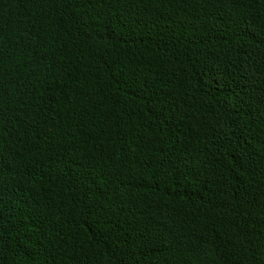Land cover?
Masks as SVG:
<instances>
[{"label":"trees","instance_id":"1","mask_svg":"<svg viewBox=\"0 0 264 264\" xmlns=\"http://www.w3.org/2000/svg\"><path fill=\"white\" fill-rule=\"evenodd\" d=\"M0 264H264V0H0Z\"/></svg>","mask_w":264,"mask_h":264}]
</instances>
